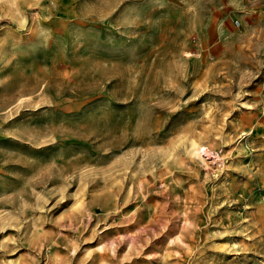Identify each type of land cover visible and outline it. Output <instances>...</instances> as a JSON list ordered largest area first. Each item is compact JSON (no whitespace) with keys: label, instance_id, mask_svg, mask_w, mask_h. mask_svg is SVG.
Masks as SVG:
<instances>
[{"label":"rangeland","instance_id":"1","mask_svg":"<svg viewBox=\"0 0 264 264\" xmlns=\"http://www.w3.org/2000/svg\"><path fill=\"white\" fill-rule=\"evenodd\" d=\"M0 264H264V0H0Z\"/></svg>","mask_w":264,"mask_h":264}]
</instances>
